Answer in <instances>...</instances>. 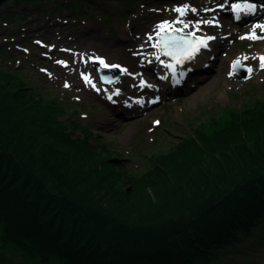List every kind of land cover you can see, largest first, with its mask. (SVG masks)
I'll list each match as a JSON object with an SVG mask.
<instances>
[{
  "label": "trees",
  "instance_id": "obj_1",
  "mask_svg": "<svg viewBox=\"0 0 264 264\" xmlns=\"http://www.w3.org/2000/svg\"><path fill=\"white\" fill-rule=\"evenodd\" d=\"M40 93L0 66V253L23 264H264V96L224 107L213 129L126 175Z\"/></svg>",
  "mask_w": 264,
  "mask_h": 264
},
{
  "label": "rangeland",
  "instance_id": "obj_2",
  "mask_svg": "<svg viewBox=\"0 0 264 264\" xmlns=\"http://www.w3.org/2000/svg\"><path fill=\"white\" fill-rule=\"evenodd\" d=\"M75 1L0 5V66L20 71L44 101L55 104L58 120L74 136H85L86 130L92 133L90 143H104L126 175L150 168L156 152L169 151L200 129H213L211 123L222 117L224 107L240 108L264 96V68L258 58L264 56V38H250L249 29L264 14L240 23L226 5L233 0H92V8L77 4L80 11L74 12ZM181 6L186 7L183 16L177 11ZM183 18L216 21L214 27L205 23V31L217 35L225 29L227 34L180 86L166 89L157 62L148 64L146 59L161 25ZM255 34L264 37L263 31ZM144 42L148 55L142 56L138 48ZM96 59L119 64L125 72L117 82L105 84ZM238 59L242 73L246 65L252 69L244 80L234 70ZM142 77L151 85H143ZM107 89L120 95L109 99L113 94ZM153 98L161 100L151 104ZM127 100L132 103L125 105ZM0 264L23 263L0 253Z\"/></svg>",
  "mask_w": 264,
  "mask_h": 264
},
{
  "label": "bare ground",
  "instance_id": "obj_3",
  "mask_svg": "<svg viewBox=\"0 0 264 264\" xmlns=\"http://www.w3.org/2000/svg\"><path fill=\"white\" fill-rule=\"evenodd\" d=\"M165 24H167L166 25L167 27H165L164 29H167L168 27L171 28V27L177 26V27L184 29V30H187V31H193L197 35H200L202 38H205L206 36L210 35L207 32H205V24L200 22V21L189 22L186 18H183L181 20H176V22H174V23H165ZM260 24H264V21L256 22L252 27L255 28L256 31L262 30V29H259L256 27V25H260ZM185 25H187V27ZM160 30L158 32H160ZM226 34H227V30L223 29V30H221V32L218 35H216L214 40L215 39L219 40L223 36H226ZM214 40L213 41H207V43H206L207 47H205L201 51V53L196 56L194 62H192V63H190L184 67H179V69L177 71L178 74H172L171 73V71L169 69V65L172 61L168 57L161 55L160 50H159L158 45H157V39L155 41H152L154 43L153 44V50L149 51L150 56L147 57V59H152V60H155L157 62V64H158L157 70L159 72V79H160V81H162L165 84V85H163L164 88H165L166 84H170L169 86L173 88V87H176L175 83L177 82V80H181L182 78L188 77L190 75L191 70H192L191 68L195 67L196 64H198L199 62H201L207 58L204 55H206L208 52H210V49H211V46L213 45ZM147 43L148 42H144L142 44V47L139 46L138 49L140 50L139 51L140 55L147 54V51H146ZM258 58H259V56H258ZM251 59H252L251 60L252 62H255L257 60V57L251 58ZM99 60H101V59H96L95 61H99ZM148 84H149V86L151 85L150 82ZM107 91L108 92L110 91L109 95H112V94L116 95L117 94L116 93L117 91L115 89L113 91H111V89H107ZM130 99L133 100V98H130ZM133 101L134 102L136 101L137 103H141V104L144 103V100L141 98L135 99ZM127 103L131 104L132 102L127 101ZM108 120H107V122H108Z\"/></svg>",
  "mask_w": 264,
  "mask_h": 264
},
{
  "label": "water",
  "instance_id": "obj_4",
  "mask_svg": "<svg viewBox=\"0 0 264 264\" xmlns=\"http://www.w3.org/2000/svg\"><path fill=\"white\" fill-rule=\"evenodd\" d=\"M181 36H187L189 38H192L193 45L189 46L190 47L188 49L189 51H191L192 47H196L199 50V46H200L199 40L193 39L195 36L191 33L182 34V33H180V31L178 29H174V30L162 31L161 34H159L157 37L159 40L158 43H159V47L161 49V53L163 55H165L164 54L165 52H171L172 55H166V56H169V57L179 61V63L181 65H185L192 60V58L198 52V50L193 52L191 55H189L188 52L186 55H183L182 53L185 51L184 47L186 46V44L177 41V38H179ZM240 62L241 61L239 60L235 69L239 70ZM99 71H100V74L103 76V79L105 82H113L120 75V71L118 68L103 69V68L99 67ZM109 71H116L117 75L113 79H109L107 76V72H109ZM248 74H249V68H247V72L245 74H240V78L244 79L248 76Z\"/></svg>",
  "mask_w": 264,
  "mask_h": 264
},
{
  "label": "snow or ice",
  "instance_id": "obj_5",
  "mask_svg": "<svg viewBox=\"0 0 264 264\" xmlns=\"http://www.w3.org/2000/svg\"><path fill=\"white\" fill-rule=\"evenodd\" d=\"M236 8H237V10H238V9H239V5H237ZM247 9H248L249 12H254V11H255V6H254V5H247ZM177 11H178V12H181V14H183V12H182L181 9H177ZM205 23H211V21H205ZM185 26L187 27V25H185ZM165 27H167V26H166V25H161V29H164ZM256 27L259 28V29L264 30V24L256 25ZM250 38H252V39H257V38H264V37H257L256 34H255V32H253ZM208 39H211V37H209ZM186 43H187V42H186ZM199 44H200V45H203L204 47H207V44H206L205 41H199ZM197 50H198V48H196V47H192V48H191V51H189L187 48L185 49V51H188V54H189V55H191L193 52H195V51H197ZM164 54H165V55H172L171 52H165ZM260 61H261V63H260V67H261V68H264V56H261V57H260ZM177 62H179V61H177ZM58 63H63V62H62V61H58ZM99 63H100L101 65H103V67H105V68H109V67H112V68H119V65H108V64H107L104 60H102V59L99 60ZM169 67H171V65H169ZM249 71H252V70L249 69ZM83 78L85 79L86 82L91 83L89 77L85 76V77H83ZM65 87H68V85L66 84ZM117 94H118V93H117ZM109 99H111V97H109ZM156 123L159 124L160 122L157 121Z\"/></svg>",
  "mask_w": 264,
  "mask_h": 264
}]
</instances>
